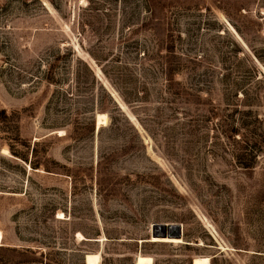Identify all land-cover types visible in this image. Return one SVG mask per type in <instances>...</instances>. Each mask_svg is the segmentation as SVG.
<instances>
[{
	"label": "rangeland",
	"instance_id": "1",
	"mask_svg": "<svg viewBox=\"0 0 264 264\" xmlns=\"http://www.w3.org/2000/svg\"><path fill=\"white\" fill-rule=\"evenodd\" d=\"M98 252L264 264V0H0V264Z\"/></svg>",
	"mask_w": 264,
	"mask_h": 264
},
{
	"label": "bare ground",
	"instance_id": "2",
	"mask_svg": "<svg viewBox=\"0 0 264 264\" xmlns=\"http://www.w3.org/2000/svg\"><path fill=\"white\" fill-rule=\"evenodd\" d=\"M96 130L104 128L108 124V115L107 114H97L96 116ZM154 225V224H153ZM152 225V226H153ZM150 242L155 243H166V244H184V239H169V238H155L151 237ZM101 253H87L84 257L85 264H101ZM135 264H154V259L151 256L138 255L135 259ZM192 264H211L209 257L199 256L193 259Z\"/></svg>",
	"mask_w": 264,
	"mask_h": 264
},
{
	"label": "water",
	"instance_id": "3",
	"mask_svg": "<svg viewBox=\"0 0 264 264\" xmlns=\"http://www.w3.org/2000/svg\"><path fill=\"white\" fill-rule=\"evenodd\" d=\"M151 237L180 239L183 238V227L180 224H154L151 228Z\"/></svg>",
	"mask_w": 264,
	"mask_h": 264
},
{
	"label": "trees",
	"instance_id": "4",
	"mask_svg": "<svg viewBox=\"0 0 264 264\" xmlns=\"http://www.w3.org/2000/svg\"><path fill=\"white\" fill-rule=\"evenodd\" d=\"M242 8H240V10H241ZM242 10H245V11H247V9H242ZM35 169H37V168H35Z\"/></svg>",
	"mask_w": 264,
	"mask_h": 264
}]
</instances>
